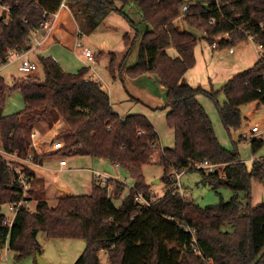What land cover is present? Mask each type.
Instances as JSON below:
<instances>
[{
	"label": "trees",
	"instance_id": "trees-1",
	"mask_svg": "<svg viewBox=\"0 0 264 264\" xmlns=\"http://www.w3.org/2000/svg\"><path fill=\"white\" fill-rule=\"evenodd\" d=\"M0 2L9 6L8 12L0 14L1 67L9 50L31 48V34L52 18L62 0ZM130 3L139 9L137 21L125 12ZM184 3L185 0H66L70 12L64 11L56 19L61 31L72 28L75 21L82 33L99 26L111 11L126 19L130 27L123 35L126 51L119 63L115 53H109V70L114 74L117 67L120 74L139 40L137 60L126 67V74H156L166 89V122L175 133L171 148H159L158 133L144 114L120 116L101 84L86 77L87 66L70 72L52 56L41 55L43 80L28 75L16 78L10 87L0 75V143L5 150L21 155L30 152L37 163L57 154L101 158L124 169L133 180V188L119 206L113 199L120 196L125 184L113 178L102 184L95 178L88 193L61 196L54 206L39 199L33 212L18 209L10 227L5 224V215L0 214V248L7 245L17 259L40 254L37 233L42 231L48 237L87 241L73 264H264V204L244 205L239 195L244 192L250 198L252 180H262L264 176V160L252 159L248 169L238 152L224 148L197 99L202 93L213 99L224 127L228 131L239 128L241 105L264 104V57L247 71L234 74L218 90L182 83V76L195 64L198 40L195 34L174 23ZM183 15L190 27L204 31L203 38L210 45L218 37L216 47H230L250 34L264 45V27L260 25L264 21V0H212L206 7L189 4ZM210 18H214V25L208 23ZM139 22L149 23L151 29L141 34ZM12 89L21 92L24 108L3 115L1 109ZM220 92L225 98L222 104L217 100ZM58 120L64 123L57 132L63 145L51 153L31 150L30 131L34 125L44 121L52 126ZM262 141L263 138H252V151ZM156 151L164 169L163 180L171 189L153 200L142 167L151 162ZM204 161L223 165L222 174L217 169L199 170L212 188H230L234 194L229 200L200 206L173 187L174 172L195 168ZM25 172L29 178L33 174L29 167ZM11 173L0 159V206L14 196ZM136 192H142L150 205L135 201ZM100 251L106 255V263Z\"/></svg>",
	"mask_w": 264,
	"mask_h": 264
},
{
	"label": "rangeland",
	"instance_id": "rangeland-1",
	"mask_svg": "<svg viewBox=\"0 0 264 264\" xmlns=\"http://www.w3.org/2000/svg\"><path fill=\"white\" fill-rule=\"evenodd\" d=\"M185 1L187 4H201L206 7L212 0ZM125 12L135 21L139 20V9L134 3L126 5ZM183 16L184 15H180L178 18H176L174 23H177L178 25H176L179 28H184L192 32L198 39L197 45L195 47V64L185 75H183L184 78H182V81L184 83L190 81L192 82L190 85L193 86L200 84L207 89L218 90L234 74L247 71L253 67V65L259 59L258 44L254 38L248 37L235 40L232 43V46H230L232 51H230L229 46H218L216 48H212L210 43L205 41L203 38V34H205L204 31L190 27L183 20ZM141 25L142 22H139L138 26ZM129 31L130 27L126 19L119 13L111 11L99 24V26L93 30L85 31L84 35H81L84 45L79 47L77 51L78 55L80 56L81 60L89 64L95 62L91 68H88L86 77H90L93 80H98L97 75H100L101 79L106 82L110 88V99L113 106H115V108H117L119 111H124L125 113L127 112L126 114H146L147 118L150 116L153 121L149 118L148 119L151 121L154 127H156V132L159 136V148H171L175 144V133L166 122V115L169 111L168 107H165L164 102L166 99V92L162 94L161 90L155 87V82H152L154 80H149L147 75L143 76V78H140L139 80H137L138 76L135 78L128 76L127 79H124V77L119 74L117 67L115 68L116 71L114 74H112L109 70L110 56L108 51L114 52L115 55H117L116 58L119 63L123 59L126 51L123 35ZM223 37H226V35ZM218 40L219 39L217 37L215 42L217 43ZM86 45L90 47L96 56L93 62L88 61L85 55L81 53V50L84 49ZM43 49L44 48H38L37 50L31 51L28 54L29 58L37 63V68L30 73H24L20 71L18 69L17 62L7 64L6 66H1L0 75L4 78L5 82L11 87L16 78L26 77L28 75H33L40 80H43L44 68L39 60V56H44L42 52ZM168 51L171 54L174 53L172 48H169ZM129 57H127V60H129ZM81 67L82 66L79 65L78 69ZM93 71H95V73H93ZM131 94L138 98L139 101H136L135 97H133V100H131L129 98L132 97L130 96ZM197 99L208 114L215 134L224 148H226L228 151L238 152L240 159L246 164L248 169H250L252 166V159L264 160V138L258 148L255 151H252L251 139L248 137L249 128L254 125V123L264 127V104L250 102L241 105L242 124L239 128L231 127L228 131L221 122L215 101L203 93L198 94ZM217 100L220 104H222L225 100L222 92H220L217 96ZM142 102L153 106V108L145 106ZM23 108L24 103L21 92L18 89L9 90L8 94L6 95L4 105L1 109L2 114L7 115L20 112ZM53 126H55V133L52 131L47 135H44L46 132H40L39 135H37L38 133L36 131L34 141L37 145V148L32 145L33 139H31L30 136L31 150L36 149L43 151L41 153H51L55 151L57 147H61L63 145L62 139L57 137V132L60 131L62 127H64L63 121L58 120V122ZM33 130L34 128L30 132ZM52 146L56 148L53 149ZM157 151L152 155L151 162L143 165L142 167L145 183L149 188L153 200L160 198L165 194V192L171 189V186H168L163 180L164 169L159 162V154ZM52 156L57 157L56 160L59 158H66L69 160L72 157L71 155L66 156V154H57ZM71 161L74 160H70V162ZM110 164V161H105L100 171H108L103 168H105V166H110ZM87 166L90 167V165ZM76 167H86V165L77 163ZM222 168V164L214 165V170L217 169L220 174H222ZM94 169L96 168H93V170ZM94 171L96 172L97 169ZM118 172L119 180L124 182L125 189L121 192L120 196L113 199L116 206L121 204L124 196L129 192L130 188H133V180L131 179L130 175L121 167L118 169ZM181 172L182 173L179 179V192L186 200H191L200 206L214 204L220 201H227L234 194L230 188L218 187L215 189L212 188L210 184L204 182L203 174L197 166L189 170H181ZM105 173L111 177L118 176V173L111 171ZM55 175L56 176L54 180L56 185H61L67 178H71L69 176H73L71 184L74 194L88 193L89 189L87 187L90 185L89 181H79V176L84 175L85 177H89L90 173L86 171H72L57 172ZM103 176H105L104 173L102 174V177ZM38 188L39 185H36V188H34L33 183L31 184V202L29 204L31 212L36 210L39 199H43L45 201L47 200V204L49 206H54L57 202V199L59 198H39L37 193L35 194L34 192V190ZM109 192H111V187ZM62 194V196H64L68 195L69 193L64 191ZM239 195L244 205L250 203L252 207H255L257 205L264 204V176L262 180H252L249 199L245 197L244 192H239ZM7 200L4 201L3 205L0 206V214L3 213L5 218H8L9 220L13 215V211L9 210ZM37 240L40 244V256L49 264H73L87 247V241L85 239L53 238L48 237L42 231L37 233ZM99 255L101 260L106 263L105 253L100 251ZM4 257H6V260ZM0 264L39 263L35 254L17 259L14 252L11 251L7 245H4V248H1Z\"/></svg>",
	"mask_w": 264,
	"mask_h": 264
},
{
	"label": "crops",
	"instance_id": "crops-1",
	"mask_svg": "<svg viewBox=\"0 0 264 264\" xmlns=\"http://www.w3.org/2000/svg\"><path fill=\"white\" fill-rule=\"evenodd\" d=\"M64 11H69L68 7L61 9L55 18L52 17L50 19V22H48L49 24L47 26V27H49L51 24V26L49 27V28H51L50 30H47V27H42V28L34 31L31 34L32 35L31 36V40H32L31 48L27 51V56L31 51H35L38 48H44L42 50L44 56H52L54 59H56L60 63L62 68L66 71H70V72L76 71V70H78L79 65H81V66L84 65V66H87L88 68H91L95 62L92 64H89V63L81 60V58L77 52L79 47L84 45L83 44L84 42L81 39V35L83 36L85 32H83V34L78 33L79 28H78L76 22L74 21V19H73L74 26H72V28H70L69 30L61 31L59 29L60 22L56 25V19ZM138 28L140 30V33L143 34L144 32L150 30L151 26L147 22H142V25L138 26ZM85 47L90 49V47L88 45H86ZM138 47H139V40L136 41L134 48L132 49L131 53L129 54V56H130V57L128 56L129 60H127L128 58H126L127 61L125 60L126 61L125 67L122 69V71L120 73V75L122 77H124V79H127V77H128L126 74V67L132 66L133 64H135V62L137 60ZM82 52H83V49L81 50V53ZM108 52L110 53L111 51H108ZM28 58H29V56H28ZM95 58H96V56H95ZM188 70H190V69H188ZM188 70L186 71V73L188 72ZM93 73H95V71H93ZM146 75H147V78L149 80H154L152 82H155L154 83L156 85L155 87L160 89L162 94H164L166 92L165 88L160 84L159 78L157 77L156 74L144 73V74L139 75L137 77V80H139L140 78H143V76H146ZM97 78H98V80H96V81H98L101 84L102 89H104L106 92H108L109 98H111L110 88H109L108 84L101 79L100 75H97ZM133 78H135V77H133ZM182 78H184V77L182 76ZM182 78H181V82L184 83L182 81ZM133 82H136V81H133ZM185 83L192 84V82H190V81L189 82L187 81ZM134 95L131 94L130 96H132V97H129V98L131 100H133V97H135ZM136 101H139V99L136 98ZM110 102H111V99H110ZM164 102L166 103V99L164 100ZM142 103L147 107L153 108V106H151V105H147L144 102H142ZM252 103H255V102H252ZM111 105H112L113 109L120 116L123 117V116L128 115V114H126L127 112L125 113L124 111L117 110V108H115V106H113L112 102H111ZM145 116H146V114H145ZM148 118L150 120H152L150 118V116H148ZM57 122L58 121H56L55 123H57ZM53 125L49 126L44 121H39L34 125L33 128L35 131H37V133H38L37 135H39L40 132H42V133L46 132V134H44V135H47L49 132H52V131H54V133L56 132L55 126H53ZM155 130L157 131L156 127H155ZM41 135H43V134H41ZM52 148L54 149L56 147L52 146ZM36 151L38 153L43 152L40 150H36ZM71 156L72 157L69 160H67L66 158H59L58 160H56L57 157L52 156V157H49V158L47 157V158L43 159L40 163H29L28 167L33 172V174L30 177V184L33 183L34 188H36V185L37 186L39 185L40 189L38 188V189H35L36 191L34 190L35 194L37 193L39 198H44V199H49L51 197L52 198H58V197L63 195L62 193H64V191H63L64 189H68L69 194H71V193L74 194L72 184H71L73 176H69L71 178H67L61 185H56L54 178L56 176L55 173H57V172L86 171V172L90 173L89 177H87V176L85 177L84 175L79 176V181L80 180L82 182L84 180L89 181L90 185L87 187L89 189L88 192L90 191V187H91V183H92L93 179H95L94 174L96 172H99L101 174L104 173L105 176L119 180L118 169L120 167L115 165L114 163L111 162L110 166H105V168H103V169L118 173L117 177H111L110 175L105 173L108 171H105V172L100 171L102 169V165L107 160L104 161L101 158H96V157H91V156H86V155H71ZM61 159H65V161H66L65 165H60ZM70 160H74V161L70 162ZM77 163H81L82 165H86V167H76ZM87 165H90V167H88ZM92 167L96 168L97 171L95 172L94 170H96V169L93 170ZM79 181H77V182H79Z\"/></svg>",
	"mask_w": 264,
	"mask_h": 264
},
{
	"label": "built area",
	"instance_id": "built-area-1",
	"mask_svg": "<svg viewBox=\"0 0 264 264\" xmlns=\"http://www.w3.org/2000/svg\"><path fill=\"white\" fill-rule=\"evenodd\" d=\"M188 7H189V4H187V3H184L182 5L181 15L184 14V12L188 9ZM64 8H67L66 0H62V3L60 5L59 10L52 17L55 18L58 15L59 11L61 9H64ZM2 11L8 12L9 6L6 5L5 3L0 2V14ZM214 21H215L214 18H210L208 23L211 25H214L215 24ZM48 22H50V20H48L45 23H42L40 28L47 27L49 24ZM260 25L262 27H264V21ZM50 26H51V24H50ZM49 27H47V30L51 29ZM78 33L83 34L80 30H78ZM248 37L254 38V36L251 34L248 35ZM216 44H217L216 42L212 43L211 47L216 48ZM257 44H258L259 58H262V57H264V45L259 44V43H257ZM230 51H232L231 47H230ZM82 53L85 55V57L87 58L88 61H90V62L94 61L95 54L92 52L91 49L85 47L83 49ZM13 62H17L18 63V69L24 73H30L37 68V63L28 58L27 51H21L18 49L9 50L7 53V57H6V62L2 66H6L7 64H10ZM35 135H36V131L33 130L30 133V136H31V139H33L32 145L35 146V148H37L36 147L37 145L34 141ZM248 135H249L248 137H250V139L257 138V137L258 138H264V127H261L259 124L254 123V125H252L249 128V134ZM35 151H36V149H35ZM0 159H2L5 162L6 166L11 169L12 173H11L10 183L15 190L14 196L7 200L9 210L13 211V215L9 220H8V218H5V224L10 227L12 225L13 218H14L18 209L24 208L28 211H31V209L29 208V204L31 202V195H30L31 184H30V178L28 177V175L25 172V168L28 167L29 163H37V162H35L33 160V156L30 152H28L25 155L18 154L17 152H10V151L5 150L3 148V146L1 145V143H0ZM65 163H66L65 159L60 160V165H65ZM214 165H216V164H212V163H209L207 161L196 164L197 167L205 168L208 172L214 171ZM182 172L176 171V172H174V174L172 176V178L175 181L173 187H175L177 189H179V187H180L179 179H180ZM94 176L102 184H105L106 180L108 178H110L108 176L102 177V174L99 172H96L94 174ZM0 179H1V174H0ZM116 180H118V179H116ZM119 181H121V180H119ZM134 199L140 205L149 206L151 203L149 200H147L144 197L142 192H136ZM0 253H1V248H0ZM4 259L6 260V257H4Z\"/></svg>",
	"mask_w": 264,
	"mask_h": 264
},
{
	"label": "water",
	"instance_id": "water-1",
	"mask_svg": "<svg viewBox=\"0 0 264 264\" xmlns=\"http://www.w3.org/2000/svg\"><path fill=\"white\" fill-rule=\"evenodd\" d=\"M64 191L69 193L68 189H64ZM35 255H36V258H37V261H38L39 264H49L40 256L39 253H36Z\"/></svg>",
	"mask_w": 264,
	"mask_h": 264
}]
</instances>
